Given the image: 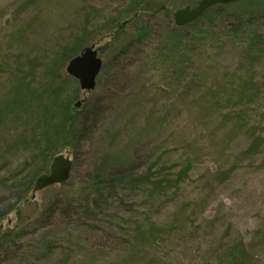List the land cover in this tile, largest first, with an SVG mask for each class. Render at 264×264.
<instances>
[{
  "label": "rangeland",
  "instance_id": "obj_1",
  "mask_svg": "<svg viewBox=\"0 0 264 264\" xmlns=\"http://www.w3.org/2000/svg\"><path fill=\"white\" fill-rule=\"evenodd\" d=\"M149 1L0 0V228L21 234L0 264H264V14L176 30L193 0H161L123 24ZM91 44L103 67L81 92L64 67ZM54 76L78 139L47 155ZM58 153L69 179L33 192Z\"/></svg>",
  "mask_w": 264,
  "mask_h": 264
},
{
  "label": "trees",
  "instance_id": "obj_2",
  "mask_svg": "<svg viewBox=\"0 0 264 264\" xmlns=\"http://www.w3.org/2000/svg\"><path fill=\"white\" fill-rule=\"evenodd\" d=\"M195 1L196 0H193L192 4H194ZM160 2L161 0H152L149 1L142 8L140 7L139 9H136L138 11H133L132 14L129 15L127 19L128 22L132 21L136 24L140 18V15L138 13H143V11L146 12L150 9H157L160 7L157 6L160 5ZM234 13L239 16L236 19V23H234L233 25V29L240 30L242 28H247L248 26L254 23L253 22L254 19L264 14V0H238L236 2H232L229 4L215 5L209 8L198 20L192 22L188 26L192 27L197 25L198 23H200L199 22L200 20L204 18H210L211 14H213V16H216L217 14L227 16V15H233ZM185 27H175V29L179 30ZM107 28H108L107 31L108 33L106 34V36L102 35V37H107L108 44L110 47L115 48L124 44L126 37L124 34L125 28L123 27L122 23L115 25V27H112V25L110 24L108 25ZM79 45H77V48L76 47L75 48L79 49L80 48ZM77 53L78 52L74 53L73 55H71V57L76 55ZM57 78L58 76H54V79ZM62 87H63V80L57 79L52 89L53 92L48 93L47 94L48 97H45L44 100L42 98L43 96L37 97V99L40 100L41 103L45 106V111H43L45 118L44 121L42 122L38 143L41 148V153L44 154L47 153V155H50L55 152V145L57 144V142L65 141L66 144H68L75 137L78 139L77 131L75 132V128H74L76 124L75 123L76 118H74V113L76 112V110L72 107L70 101L67 102L65 107L64 105L57 104L59 97L62 93ZM56 111H58L60 114L58 117L54 116V113ZM50 115L53 116V121L55 122L54 124L48 121L49 119H52ZM149 177L150 176L148 174H144L142 176V179L144 181L145 180L150 181ZM151 183L153 184L154 182ZM154 184H156V182ZM83 190L86 193V195H89L91 191V185L85 186ZM18 229L19 228L16 229V227H7L5 229L0 228V247H3V244H6L5 246H7L10 241L14 242L17 238L19 239L21 234ZM22 229L23 227H21V230Z\"/></svg>",
  "mask_w": 264,
  "mask_h": 264
},
{
  "label": "water",
  "instance_id": "obj_3",
  "mask_svg": "<svg viewBox=\"0 0 264 264\" xmlns=\"http://www.w3.org/2000/svg\"><path fill=\"white\" fill-rule=\"evenodd\" d=\"M236 0H200L194 6H185L176 10L173 14L174 23L184 26L198 19L209 7L215 4L229 3ZM102 66V60L97 55L94 44L84 47L83 50L71 58L65 66L66 72L78 80L82 90H91L95 87L96 77ZM79 106V102L75 104ZM72 161L64 154L53 157L49 172L39 175L34 182L33 192L41 190L52 184H62L70 176Z\"/></svg>",
  "mask_w": 264,
  "mask_h": 264
}]
</instances>
